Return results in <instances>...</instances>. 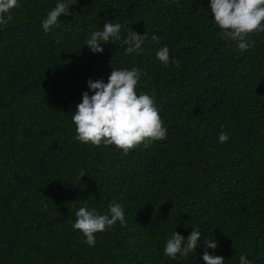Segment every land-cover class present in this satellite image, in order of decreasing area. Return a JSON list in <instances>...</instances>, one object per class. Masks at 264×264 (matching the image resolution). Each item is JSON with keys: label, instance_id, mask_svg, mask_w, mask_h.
I'll return each mask as SVG.
<instances>
[{"label": "trees", "instance_id": "16d2710c", "mask_svg": "<svg viewBox=\"0 0 264 264\" xmlns=\"http://www.w3.org/2000/svg\"><path fill=\"white\" fill-rule=\"evenodd\" d=\"M57 2L18 0L0 26V264H204L205 250L224 264H264V31L241 51L222 38L210 0H71L45 33ZM107 21L122 25L121 40L93 53L85 43ZM131 30L148 39L126 54ZM164 46L167 66L156 57ZM133 67L166 138L126 155L75 139L89 81ZM113 203L126 225L86 244L75 213L108 214ZM194 228L196 251L165 256L175 231L187 239Z\"/></svg>", "mask_w": 264, "mask_h": 264}, {"label": "clouds", "instance_id": "9594fccd", "mask_svg": "<svg viewBox=\"0 0 264 264\" xmlns=\"http://www.w3.org/2000/svg\"><path fill=\"white\" fill-rule=\"evenodd\" d=\"M73 4L75 3L71 0H58L42 21L44 32L48 33L53 27L58 26L62 14H71L69 6ZM18 6V0H0V26L11 21L12 16L8 13ZM210 10L214 22L221 29L222 38L237 42V47L241 51L251 47L246 42L250 34L264 31V0H210ZM121 28V24L107 21L103 25V30L94 31L85 44L93 53H102L104 49L101 42L121 40ZM146 39L147 32L141 35L133 30L129 31L123 39V45H127L125 53H139ZM151 40L159 44L160 37L153 33ZM156 57L167 66L170 62L168 47L160 48ZM172 63L179 68V60H173ZM140 75L141 72L135 67L130 70L113 68L107 83L102 80L94 82L90 80L89 88L94 94L89 96L88 92L83 93L82 102L77 105L72 116L76 130L74 138L94 146L114 145L125 155L140 145L147 148L152 141L165 139L166 129L153 98L147 94L138 95L136 92ZM228 139V135L221 132L218 142L225 143ZM85 174L86 172H82L80 178ZM108 208V214H99L95 209L90 211L86 207H81L75 213L76 221L72 228L86 237V244L94 246L96 243L94 234L105 231L117 221L121 226L126 225L120 204H109ZM200 239L201 232L196 228L187 239L175 231L165 244L164 254L172 259L178 254L181 258H186L189 253L196 251ZM205 243L211 249L218 246L210 239ZM239 260L240 264H250L246 255H241ZM203 261L204 264H224V257L212 255L205 250Z\"/></svg>", "mask_w": 264, "mask_h": 264}]
</instances>
